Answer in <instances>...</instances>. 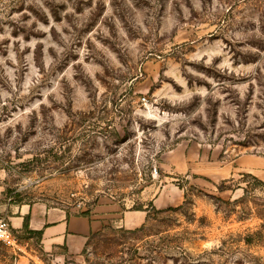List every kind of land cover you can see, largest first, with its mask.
<instances>
[{"label": "rangeland", "instance_id": "obj_1", "mask_svg": "<svg viewBox=\"0 0 264 264\" xmlns=\"http://www.w3.org/2000/svg\"><path fill=\"white\" fill-rule=\"evenodd\" d=\"M0 183L149 210L77 256L14 230L0 264H264V0H0Z\"/></svg>", "mask_w": 264, "mask_h": 264}, {"label": "crops", "instance_id": "obj_2", "mask_svg": "<svg viewBox=\"0 0 264 264\" xmlns=\"http://www.w3.org/2000/svg\"><path fill=\"white\" fill-rule=\"evenodd\" d=\"M185 173L190 171L186 168ZM166 194L161 200L154 199L153 207L159 203L169 205ZM7 210L11 229L41 232L40 246L46 252L64 250L69 256L82 254L93 237L106 228L134 231L143 227L149 219V210L125 209L115 202L101 203L93 208L81 210L67 205H51L46 202L14 205L5 203V187L0 183V213Z\"/></svg>", "mask_w": 264, "mask_h": 264}, {"label": "built area", "instance_id": "obj_3", "mask_svg": "<svg viewBox=\"0 0 264 264\" xmlns=\"http://www.w3.org/2000/svg\"><path fill=\"white\" fill-rule=\"evenodd\" d=\"M142 101L146 103L147 99L144 97ZM154 173H158L157 169L154 170ZM0 243L9 248H14L18 244L17 238L13 234L10 225L4 219H0Z\"/></svg>", "mask_w": 264, "mask_h": 264}, {"label": "trees", "instance_id": "obj_4", "mask_svg": "<svg viewBox=\"0 0 264 264\" xmlns=\"http://www.w3.org/2000/svg\"><path fill=\"white\" fill-rule=\"evenodd\" d=\"M21 231L26 232V233H28L29 235H33V236L37 237V238L39 239V241H40V238H41V232H36V231L28 230V227H26V225H25V229H24V230H21ZM12 232H13V234L16 236V234L14 233V230H13V229H12ZM16 238H17V236H16Z\"/></svg>", "mask_w": 264, "mask_h": 264}]
</instances>
